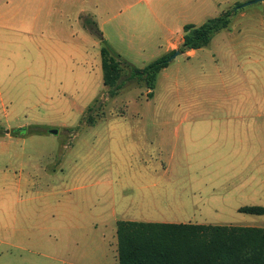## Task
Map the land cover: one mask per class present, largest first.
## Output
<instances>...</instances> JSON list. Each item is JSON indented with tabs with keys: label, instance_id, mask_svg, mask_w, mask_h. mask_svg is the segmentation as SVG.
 <instances>
[{
	"label": "rangeland",
	"instance_id": "rangeland-1",
	"mask_svg": "<svg viewBox=\"0 0 264 264\" xmlns=\"http://www.w3.org/2000/svg\"><path fill=\"white\" fill-rule=\"evenodd\" d=\"M251 1L173 0L161 25L150 28L149 19L143 34H108L129 48L160 28L158 39L176 38L179 50L186 24L234 13L208 47L170 62L152 98L136 82L115 96L104 89L106 35L91 19L84 25L96 27L89 31L98 46L81 66L58 68L28 52L0 66V129L28 135L0 130V237L30 251L4 264H117L121 220L264 228V215L239 212L264 207V2L242 7ZM74 5L48 26H75ZM84 36L76 27L58 37ZM143 55L139 63H149L158 48ZM44 69L64 70L61 82H43Z\"/></svg>",
	"mask_w": 264,
	"mask_h": 264
},
{
	"label": "crops",
	"instance_id": "crops-1",
	"mask_svg": "<svg viewBox=\"0 0 264 264\" xmlns=\"http://www.w3.org/2000/svg\"><path fill=\"white\" fill-rule=\"evenodd\" d=\"M172 1L173 0H0V66L13 65L18 60L22 59L23 53L25 54V52H28L29 58L32 61L35 59L40 60V58H37V56H40L46 62H53L54 66L58 68H63L61 62L66 64L69 70L73 67L81 66V62L92 55L93 47L98 46V42H91V33L89 31L91 28L84 25L83 20L85 18L96 22L103 34L106 35V41L124 60L130 62V64L132 63V65L136 67L142 68L150 62L176 50V38L163 44L157 36L160 30L159 28V30L155 32H150L149 37L140 39L138 44H134L131 40L129 48H120L118 45L119 42L109 35L112 31L116 34H121L122 31H127L128 35L143 34L147 31L144 27L147 28L146 21L149 19L152 20L149 24L150 28H154L159 23L162 24V18H165L171 11ZM74 2L76 3L73 7L76 9L75 26L70 24L67 27L56 21L53 23V29H51L50 25L48 26L49 18H51L54 13H67V4H74ZM57 19L61 20L63 18ZM76 27L85 35L83 41L76 39L62 40L58 37L62 30L76 29ZM154 33L155 39L152 37ZM148 46L151 47V49L157 47L159 56L149 63L143 61L140 64L138 60L143 58L145 49ZM124 50L135 52L137 57H128V55L123 53ZM100 57L104 85L102 43L100 44ZM62 72L65 71L61 69H44L38 76L43 78V82H61L60 78L56 77L60 76ZM97 100H93L91 104L87 105V110ZM49 127V130L56 128L50 125ZM46 129L48 128L44 130ZM3 130H5L3 134L9 139L25 138L28 136L24 133H15L14 130L16 129L10 127L3 128ZM3 130L1 131L3 132ZM8 130H10V132H8ZM167 217H173V215H168ZM123 221L166 223L164 221L159 222L150 219H130ZM17 224L18 222L14 225L17 227L15 231L19 232L20 226H17ZM15 231H13V233ZM5 248L9 249L8 253ZM97 249L98 246L96 245L95 250ZM15 251H21L23 253L30 252L23 244L14 243L0 237V264H4L3 260L4 258L7 259L6 256L13 257ZM116 263L118 264V254Z\"/></svg>",
	"mask_w": 264,
	"mask_h": 264
},
{
	"label": "trees",
	"instance_id": "trees-1",
	"mask_svg": "<svg viewBox=\"0 0 264 264\" xmlns=\"http://www.w3.org/2000/svg\"><path fill=\"white\" fill-rule=\"evenodd\" d=\"M233 15L232 11H227L201 25L186 24L179 50L184 53L208 47L218 33L230 26ZM90 28L92 31L96 29ZM176 51L139 68L124 60L103 40L105 88H110L111 95L115 96L128 82H136L145 84L148 96L152 98L158 76L169 67L170 57ZM126 69L129 74L122 80V73ZM91 124H95V121ZM24 131L14 130L15 133ZM239 212L264 215V207L244 206L239 208ZM117 236L118 264H264V228L259 227L122 220L117 224Z\"/></svg>",
	"mask_w": 264,
	"mask_h": 264
},
{
	"label": "water",
	"instance_id": "water-1",
	"mask_svg": "<svg viewBox=\"0 0 264 264\" xmlns=\"http://www.w3.org/2000/svg\"><path fill=\"white\" fill-rule=\"evenodd\" d=\"M260 2H264V0H253L251 2H248V3L244 4L242 7H247V6H250V5H253V4H257V3H260ZM182 53L183 52H181L180 50H177L174 54L171 55L170 61L174 60L176 57H178ZM50 133L53 134V135H57L58 134V130L57 129H51Z\"/></svg>",
	"mask_w": 264,
	"mask_h": 264
}]
</instances>
